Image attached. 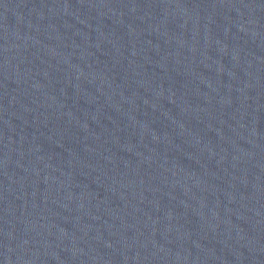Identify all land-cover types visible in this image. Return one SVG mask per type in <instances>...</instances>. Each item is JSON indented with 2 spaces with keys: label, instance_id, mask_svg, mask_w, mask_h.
Wrapping results in <instances>:
<instances>
[{
  "label": "water",
  "instance_id": "95a60500",
  "mask_svg": "<svg viewBox=\"0 0 264 264\" xmlns=\"http://www.w3.org/2000/svg\"><path fill=\"white\" fill-rule=\"evenodd\" d=\"M0 264H264V0H0Z\"/></svg>",
  "mask_w": 264,
  "mask_h": 264
}]
</instances>
